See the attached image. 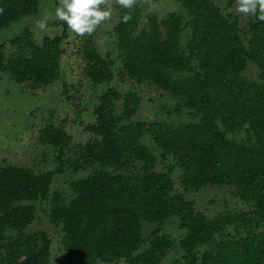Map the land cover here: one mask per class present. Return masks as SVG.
Listing matches in <instances>:
<instances>
[{
  "label": "trees",
  "instance_id": "1",
  "mask_svg": "<svg viewBox=\"0 0 264 264\" xmlns=\"http://www.w3.org/2000/svg\"><path fill=\"white\" fill-rule=\"evenodd\" d=\"M114 1L119 80L147 82L197 120L173 125L134 119L139 93L112 87L93 108L85 143H75L62 124H45L37 139L57 152L55 169L0 166V264H52L49 233L29 230L37 201L48 203L49 220L61 228L66 254L61 264H162L174 249L182 256L170 264H264V21L254 15L245 30L213 0H174L181 10L162 18L148 15L141 25L139 0L132 9ZM39 9L40 0H0V32ZM60 25V32L40 40L24 26L0 43V72L33 87L59 80L69 37L67 24ZM78 37L80 77L95 85L111 83L112 54L101 53L94 32ZM249 62L259 70L257 80L244 76ZM74 87L64 82L62 93L70 99ZM237 132L245 135H229ZM159 156L181 169L183 191L234 186L245 209L211 217L197 210L176 191L174 166L157 169ZM66 169L89 171L70 180V193L53 189L56 175ZM170 218L184 233L178 241L164 232ZM146 225L153 226L147 234Z\"/></svg>",
  "mask_w": 264,
  "mask_h": 264
},
{
  "label": "rangeland",
  "instance_id": "2",
  "mask_svg": "<svg viewBox=\"0 0 264 264\" xmlns=\"http://www.w3.org/2000/svg\"><path fill=\"white\" fill-rule=\"evenodd\" d=\"M224 13L230 12L237 16L239 24L245 30L248 22L254 17L253 14L240 13L237 9L238 0L231 6L226 0H213ZM142 10L141 25H145L148 15H157L159 18L166 16L170 11L181 10V6L174 0H139ZM62 6L61 0H40L39 12L22 18L14 23L9 29L0 32V43L8 42L11 37L21 31L24 26H30L36 39L40 40L46 34L53 35L62 30L60 21L55 15V9ZM105 7L111 8V17L102 22L94 30L98 49L101 53L110 52L115 60V79L111 83L95 85L88 79L80 77L82 61L77 55V46L80 39L70 28L69 37L63 44L66 52L61 63V75L59 80L49 86L33 87L28 84L16 83L8 73L0 72V166L5 163L31 166L36 171L55 169L58 166L56 161L57 152L50 145H43L37 139L38 130L45 124H62L67 131L73 135L75 143H85L89 135L85 132V125L93 120V108L98 103L99 96L109 88H116L121 93L136 91L141 96V102L134 119L150 122L152 120H163L173 125L188 123L197 120L187 108L182 107L180 102L169 94L156 87L144 83L120 81L118 72L121 69V59L115 44V37L112 34L118 13L114 0H105ZM45 22L46 28L41 29L39 24ZM189 34L186 30L183 35L185 40ZM12 47L7 44V52ZM259 70L252 62L247 64L244 76L251 80H257ZM75 85L69 93L70 99L62 93L63 83ZM118 103V111L121 110ZM232 137L241 138L244 132L229 134ZM155 154L159 150L150 138H144ZM170 165L174 166L173 175L175 178L176 191H182L185 198L192 201L197 210L208 216L223 214L226 210L237 212L245 209V206L235 195L234 186H206L199 190L183 191L179 176L181 169L174 160L159 156L157 169L165 170ZM88 172L72 173L66 169L58 173L53 182V189H64L70 193L69 182L77 176L86 175ZM36 217L31 223L29 230H46L51 239V261L52 264H61L66 258L63 246L61 245L62 231L60 227L54 226L49 220L48 203L46 201L36 202ZM153 228L146 225L144 233L147 234ZM164 232L178 241L184 234L178 228L176 218H170L164 225ZM227 232L235 235L231 228ZM182 252L174 249L170 252L162 264H170L174 259L180 258ZM119 264H128L121 261Z\"/></svg>",
  "mask_w": 264,
  "mask_h": 264
},
{
  "label": "clouds",
  "instance_id": "3",
  "mask_svg": "<svg viewBox=\"0 0 264 264\" xmlns=\"http://www.w3.org/2000/svg\"><path fill=\"white\" fill-rule=\"evenodd\" d=\"M62 6L55 9L56 17L65 22L77 35H91L96 27L111 17V8L105 7V0H61ZM124 9H132L134 0H118ZM240 13L253 14L256 19L264 21V0H238ZM130 13H125L123 20H129ZM39 27L46 28L41 21Z\"/></svg>",
  "mask_w": 264,
  "mask_h": 264
}]
</instances>
